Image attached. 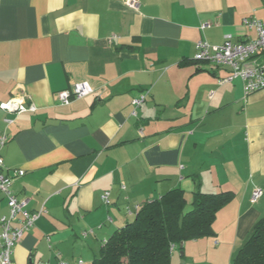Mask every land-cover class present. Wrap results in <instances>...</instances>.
Segmentation results:
<instances>
[{
    "label": "crops",
    "instance_id": "0c3cea01",
    "mask_svg": "<svg viewBox=\"0 0 264 264\" xmlns=\"http://www.w3.org/2000/svg\"><path fill=\"white\" fill-rule=\"evenodd\" d=\"M126 1L0 0L2 156L9 174L25 172L14 195L46 211L14 264H91L144 203L176 188L189 203L198 188L234 194L207 241L213 264H231L264 217V195L251 203L264 191V90L245 97L240 80L220 83L227 69L194 60L200 41L255 39L244 20L264 26V0ZM83 82L93 93L62 106L59 92ZM22 97L36 112L1 107Z\"/></svg>",
    "mask_w": 264,
    "mask_h": 264
},
{
    "label": "trees",
    "instance_id": "16d2710c",
    "mask_svg": "<svg viewBox=\"0 0 264 264\" xmlns=\"http://www.w3.org/2000/svg\"><path fill=\"white\" fill-rule=\"evenodd\" d=\"M230 191L205 193L199 188L188 202L181 188L144 203L133 221L118 229L91 264H172V246L214 235L217 214L233 199ZM231 264H264V217Z\"/></svg>",
    "mask_w": 264,
    "mask_h": 264
},
{
    "label": "built area",
    "instance_id": "2783aa9c",
    "mask_svg": "<svg viewBox=\"0 0 264 264\" xmlns=\"http://www.w3.org/2000/svg\"><path fill=\"white\" fill-rule=\"evenodd\" d=\"M127 5L134 10H138L137 0H127ZM245 26L256 32V38L242 43H234L231 36L226 37V41L221 46H213L206 41L196 44L194 60L196 62H207L217 68L228 70V76L220 83H232L240 80L243 84L245 97L264 90V26L256 18L244 20ZM204 26L203 28H205ZM93 93V89L86 82L78 83L71 89L61 91L58 94L59 102L62 106H68L73 101L85 98ZM146 95H141L133 99V116H137L136 110L145 102ZM20 102V105L16 103ZM9 114L16 116L27 112H36V106L29 103L27 98L22 97L1 106ZM4 123L10 126L14 120L6 118ZM9 142L6 131H0V196L7 199L9 216H0V264H14L13 254L15 247L21 242L24 235L29 232L36 222L46 213L44 209L37 213H30L26 210L27 201L19 200L12 191L13 183L24 177L25 172L15 170L8 173L2 156V150ZM125 189V188H124ZM264 195V191L256 188L251 197V203L257 204ZM109 193L103 196L108 202ZM128 213H131L128 211ZM93 232L83 233L87 237ZM175 247L173 246L172 250ZM82 263V262H80ZM64 264V263H61Z\"/></svg>",
    "mask_w": 264,
    "mask_h": 264
},
{
    "label": "rangeland",
    "instance_id": "374dc122",
    "mask_svg": "<svg viewBox=\"0 0 264 264\" xmlns=\"http://www.w3.org/2000/svg\"><path fill=\"white\" fill-rule=\"evenodd\" d=\"M260 92H262V91H260ZM262 204H263V208H264V202ZM134 218H135V216L129 217V220L133 221ZM211 237L212 236L198 239V240H200L198 244H196L198 240L187 241V242H185L183 244V246H182L183 249L182 250H180V248L177 247V248H179L177 253L175 252V250H177V248L172 250L173 254H175V256H176L174 258L172 264H191V259L190 258H191V256H193L191 254V252H193L194 256H196V264H201L202 262H207V258L206 257H208V256H209L208 260L211 259V260H209L208 263L209 264H213L214 260H216V255L213 253L212 249L210 250L209 247H207L208 238H211ZM199 244H201V245H199ZM214 245H215V243H214ZM172 248H173V246H172ZM191 249H192V251H191ZM206 250H207V253H206ZM238 251L235 253V256L238 253ZM181 252H183L185 254L184 257L183 256L181 257Z\"/></svg>",
    "mask_w": 264,
    "mask_h": 264
},
{
    "label": "water",
    "instance_id": "95a60500",
    "mask_svg": "<svg viewBox=\"0 0 264 264\" xmlns=\"http://www.w3.org/2000/svg\"><path fill=\"white\" fill-rule=\"evenodd\" d=\"M16 104H17V105H20V102H17ZM181 255L183 256V255H184V253H183V252H181Z\"/></svg>",
    "mask_w": 264,
    "mask_h": 264
}]
</instances>
